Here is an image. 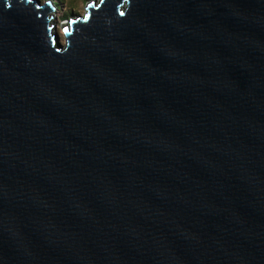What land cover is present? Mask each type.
<instances>
[{
  "label": "water",
  "instance_id": "1",
  "mask_svg": "<svg viewBox=\"0 0 264 264\" xmlns=\"http://www.w3.org/2000/svg\"><path fill=\"white\" fill-rule=\"evenodd\" d=\"M52 10L0 0V264H264V0Z\"/></svg>",
  "mask_w": 264,
  "mask_h": 264
},
{
  "label": "rangeland",
  "instance_id": "2",
  "mask_svg": "<svg viewBox=\"0 0 264 264\" xmlns=\"http://www.w3.org/2000/svg\"><path fill=\"white\" fill-rule=\"evenodd\" d=\"M44 0H39L42 3ZM53 4L52 22L54 23L55 30L59 36L60 43L63 42V35L60 27L65 24L69 17L81 15L84 12V6L89 1L95 2L96 0H50Z\"/></svg>",
  "mask_w": 264,
  "mask_h": 264
},
{
  "label": "snow or ice",
  "instance_id": "3",
  "mask_svg": "<svg viewBox=\"0 0 264 264\" xmlns=\"http://www.w3.org/2000/svg\"><path fill=\"white\" fill-rule=\"evenodd\" d=\"M87 17H85V19H86ZM65 31H67V29H65Z\"/></svg>",
  "mask_w": 264,
  "mask_h": 264
},
{
  "label": "bare ground",
  "instance_id": "4",
  "mask_svg": "<svg viewBox=\"0 0 264 264\" xmlns=\"http://www.w3.org/2000/svg\"><path fill=\"white\" fill-rule=\"evenodd\" d=\"M50 13H52V12H50Z\"/></svg>",
  "mask_w": 264,
  "mask_h": 264
}]
</instances>
